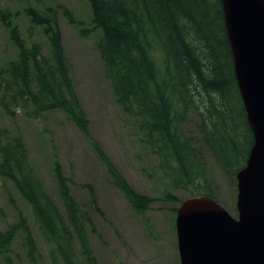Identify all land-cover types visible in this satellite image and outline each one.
<instances>
[{"label": "trees", "instance_id": "1", "mask_svg": "<svg viewBox=\"0 0 264 264\" xmlns=\"http://www.w3.org/2000/svg\"><path fill=\"white\" fill-rule=\"evenodd\" d=\"M86 1L93 26L80 27L79 31L100 32L98 48L115 100L125 113H134L138 118L141 139L155 154L169 188L183 190L188 196L207 195L219 202L207 185L201 151L183 134L182 122L188 110L197 112L214 159L230 185L236 186L235 174L244 166L253 138L236 84L220 0ZM59 10L69 24H78L65 6L48 5L41 11L33 6L24 8L30 26L41 27L47 38L48 58L38 43L26 42L25 34L13 22L14 14L8 8L0 9L8 39L17 50L14 58L0 66V106L9 116H13V108L28 103L34 116L44 110H62L92 144L130 204L142 210L149 199L127 184L89 132V120L68 75L57 20ZM155 40L166 59L160 81L150 51ZM235 101L243 113V126L234 124ZM32 113L28 111L29 116ZM246 133L249 147L244 158L231 145L233 149L228 152L225 143L233 145L235 137L245 139ZM53 169L66 223L34 177L20 137L0 129V176L9 180L28 204L40 235L52 244L54 255L66 264H96L87 239V228L95 233L92 220L70 194L67 178L57 162ZM4 191L16 220L0 231V254H7L20 232L26 255L32 259L37 247L31 229L12 193ZM72 235L78 242L81 260L74 254Z\"/></svg>", "mask_w": 264, "mask_h": 264}, {"label": "rangeland", "instance_id": "2", "mask_svg": "<svg viewBox=\"0 0 264 264\" xmlns=\"http://www.w3.org/2000/svg\"><path fill=\"white\" fill-rule=\"evenodd\" d=\"M48 5L67 7L74 22L78 23L69 24L62 11H58V27L68 75L74 94L89 120V132L127 184L149 199L148 205L137 210L130 204L92 144L62 110H44L34 116L33 107L28 103L25 107L13 108L14 114L9 116L0 106V129L20 137L34 177L64 220L65 209L53 175L54 163L60 165L62 174L67 178L70 194L90 217L95 228V233L87 228V239L96 264H180L175 216L179 203L189 196L183 190L169 188L164 171L157 165L155 154L141 139L138 118L134 113H125L116 102L98 48L100 32L97 29H91L86 34L79 31L80 27L93 26L88 2L0 0V9L8 8L14 14L13 22L25 34L26 42L38 43L41 52L50 58L49 44L42 28L31 27L24 13L26 6L41 11ZM8 35V29L0 19V66L14 58L17 52ZM150 51L160 81L165 71V54L156 40ZM35 86L33 82L34 90ZM232 105L234 115H237L233 118L234 124L243 126L244 117L238 103L235 101ZM28 111L32 116L28 115ZM182 132L201 151L207 185L218 197V203L236 217V186L230 185L222 167L214 159L195 110L186 112ZM225 144L229 145L228 152L233 146L240 151V158H244L249 147L248 135L246 133L245 139L242 136L235 137L233 145L228 141ZM5 189L12 193L14 203L26 217L37 254L32 259L27 257L23 235L17 232L7 254H0V264H66L54 255L52 244L40 235L28 204L12 183L1 176L0 231L7 223L16 220ZM71 239L74 254L77 260H81L78 242L74 235Z\"/></svg>", "mask_w": 264, "mask_h": 264}, {"label": "water", "instance_id": "3", "mask_svg": "<svg viewBox=\"0 0 264 264\" xmlns=\"http://www.w3.org/2000/svg\"><path fill=\"white\" fill-rule=\"evenodd\" d=\"M236 84L252 133L235 174L237 216L207 195L175 216L180 264H264V0H220Z\"/></svg>", "mask_w": 264, "mask_h": 264}]
</instances>
